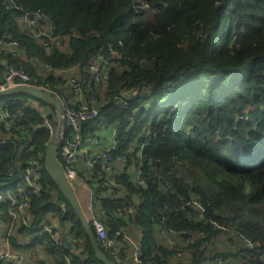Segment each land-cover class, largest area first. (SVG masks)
Instances as JSON below:
<instances>
[{"label": "trees", "instance_id": "trees-1", "mask_svg": "<svg viewBox=\"0 0 264 264\" xmlns=\"http://www.w3.org/2000/svg\"><path fill=\"white\" fill-rule=\"evenodd\" d=\"M159 1L168 4L165 15L141 22L135 19L136 0H0V40L17 44L16 53L0 47V67L2 59L7 61L0 77L8 67L23 69L69 105L62 89L67 81L55 71L76 69L86 101L103 122L122 123L112 157H127L126 166L138 167L132 147L148 134L138 169L146 187L135 185L125 171L115 183L129 195L118 189L120 196L100 194L98 201L110 237L122 228L127 231L130 223L140 231L143 263L217 264L221 259L226 264H262L264 0H146L154 6ZM39 13L48 16L52 38L67 41L65 51L53 39L43 48L21 30L19 17ZM100 51L110 64L103 85L93 81L87 68ZM127 90L138 94L123 106L119 99ZM29 100L24 95L0 98V191L23 187L31 161L39 162L45 184L30 201L29 226H17L10 244L17 247L19 237L31 236L29 247L45 245L49 254L62 258L60 247L40 228L48 215L57 214L61 222H69L77 241H83L82 255L73 263L101 264L45 171L48 130L38 108L24 107ZM40 105L53 113L52 107ZM134 109L138 115L127 122ZM3 115L15 124L4 123ZM93 133L90 125H83L85 139ZM93 178L96 194L107 191L104 179ZM196 200L205 210L203 219L191 204ZM117 209L132 212L118 218ZM9 210L0 204L4 222ZM161 230L169 232L172 244L156 240ZM221 236L232 244L224 253L214 246ZM240 236L259 242L261 252L246 249Z\"/></svg>", "mask_w": 264, "mask_h": 264}, {"label": "built area", "instance_id": "built-area-1", "mask_svg": "<svg viewBox=\"0 0 264 264\" xmlns=\"http://www.w3.org/2000/svg\"><path fill=\"white\" fill-rule=\"evenodd\" d=\"M138 0H136L135 8L136 14L138 6ZM19 22L22 23L25 31L28 35L35 39V42L43 48L48 47L47 39L52 38L51 32V23L48 16L39 13L33 16L19 17ZM57 41L56 39H53ZM57 44L62 47V41H57ZM0 47L4 49H12V51L17 50V44L14 41L4 42L0 40ZM116 55V54H115ZM117 58L119 56L116 55ZM110 67V64L107 59H105L102 52H98L93 55L88 63V72L92 74L93 81L97 84L103 85L107 77V72ZM46 70H52L50 66H44ZM58 75L62 76L64 80L67 81V85L74 96L77 97V102L73 106L66 105L64 100L58 96L56 93L52 92L48 86L38 85V80L33 78L28 72L23 69H17L13 67H8L6 71L0 77V91L7 89H12L18 86H30L34 88H41L45 91H50L54 96L59 97L62 100L64 105L63 113L57 115L56 109L53 106H50L54 109L53 113L48 112L41 105H38V109L43 115L44 126L48 130V143H53L58 146L57 156L63 167L64 174L68 182L72 185L73 183L80 181V177L84 176V173H80L75 167L72 168L71 164L74 165V162L79 158L83 153L86 158L87 164L91 169L92 177L98 179H104L108 187L107 191L101 192L103 196H117L118 189H121L120 185H117L113 178L110 177L112 173L114 163L121 162L125 169H128L129 166H126V158H113L112 154L118 148L116 139L120 129L123 127L122 123H117L113 126L112 138L113 141L109 145L100 148L95 151L92 155H88V144L93 143L96 140V137L91 136V141L83 137L82 127L83 125H90L101 127L105 123L101 118L98 110L88 104L86 99H84L83 94V82L82 77L78 75L76 69L64 70L59 69L55 71ZM135 92L127 90L121 93L119 101L123 106H126V99L131 95H134ZM33 102H38L29 100L26 102L24 107H27L28 104ZM39 103V102H38ZM40 104V103H39ZM46 105V104H45ZM139 113L138 109L132 111L131 116L126 118L127 122H133V118ZM2 121L10 125H14L15 121L9 122V117L7 115L2 116ZM145 140L142 144H135L132 147L131 152H136V163L138 167L132 168L135 170L132 174H129L128 177L133 179L135 185L145 188L146 182L144 181L142 174L138 170L142 165V150L149 143L148 134L144 135ZM47 143V145H48ZM88 155V156H87ZM100 169V170H96ZM102 173H105L106 176L103 177ZM23 187L17 189L16 191H0V204H7L10 206L9 210V220H8V230L4 235L3 241L7 248L6 251L0 252V263L1 264H21V259L18 255H14L9 250L10 237L12 236L15 228L19 225L28 227L30 223V216L28 214V209L30 207V201L34 197L40 196L41 192L45 190V184L42 183V173L39 168L38 161H31L28 164V168L23 174ZM99 195L93 194L90 197V206H95L99 201ZM192 206L199 210V216L201 219L205 216V210L201 206L198 200L191 202ZM125 209H117L116 216L121 218L122 215H125ZM90 226L98 240L100 249L107 253L111 261L116 264H123V259L120 256V252L124 251L125 246H127L131 251V262L132 264H145L142 262L143 250L141 241L138 238L133 239L131 235L126 231V229H120L115 233L113 237H110L108 232V227L105 218H99L96 216H91L88 220ZM41 230L46 232L50 237L52 242L60 247V251L63 254L64 264H74L73 259L76 255L77 246L73 243L70 237L66 234H58L50 227L47 222H43L40 225ZM163 234L169 235V232L161 230ZM141 236V235H140ZM240 243L246 248L256 253H260L261 244L257 241H251L243 236L239 237ZM171 242V238H170ZM172 244V242H171ZM259 260L264 264V254L258 256ZM172 264V263H171ZM177 264V263H173ZM207 264V263H205ZM217 264H226L221 259L218 260Z\"/></svg>", "mask_w": 264, "mask_h": 264}, {"label": "crops", "instance_id": "crops-1", "mask_svg": "<svg viewBox=\"0 0 264 264\" xmlns=\"http://www.w3.org/2000/svg\"><path fill=\"white\" fill-rule=\"evenodd\" d=\"M138 6L139 8L137 9V17L135 18L136 20H139L141 22H146L144 19L146 18L147 15H150L149 18H154L156 16L160 15H165V10L168 8V4H165L161 1H159L156 5L154 6L153 4H148L146 0H138ZM153 9V10H152ZM162 10L160 13V11ZM157 11L159 15H153ZM150 20V19H149ZM20 28H22V31H25L22 23H20ZM63 45L59 47V49H62V51H65L67 49V41H63ZM11 52H17L16 50ZM23 57V56H21ZM7 66V61L2 59V64L0 67V73H2ZM38 68H41L38 65ZM63 92L65 95V98L67 97V92L71 91L68 86H63ZM102 92V90L100 91ZM72 93V92H71ZM71 100V105H74L77 102V97L71 94L70 98ZM86 99V98H84ZM38 105H40L38 102H33V105L35 108H38ZM93 128V134L92 137H96V140L93 143L88 144V150L87 153L88 155H92L95 151L99 150L102 147H105L112 143L113 138H112V131H113V126L110 124H104L101 127H96L92 126ZM89 142L91 141V136L86 138ZM87 155V156H88ZM75 168L80 172L84 173V176L80 177V181H77L72 184L75 192L77 199L81 205V208L86 216V218L89 220L91 216H96L99 218H105V212L102 209L101 205L99 202L96 203L95 206H90V197L93 194H96L94 191V182L95 179L91 175V169L89 167V164H87L86 158L83 155V153L79 156V158L74 162ZM123 165L121 162H116L114 163V167L112 170V173L110 174V177L114 179H117L120 174L123 172H128L129 174H132L133 171L135 170L132 168V165L129 166L128 169H123ZM123 170V171H122ZM121 191L122 195L126 194L129 195V192L126 190L124 186L121 185ZM98 193L97 195H100ZM120 196V195H119ZM100 197V196H99ZM134 199V198H133ZM135 200V199H134ZM62 208H65V205H62ZM126 211V210H125ZM132 210L126 211L127 214H130ZM47 222V224L54 229V231L58 234H66L68 235L73 243L76 244L77 249H76V257H80L81 250L80 247L83 245V241L78 242L76 239V235L71 233L70 231V224L69 222H61L58 218L57 214H51L48 215L47 219L44 221ZM8 222H4V219H0V252L6 251L7 248L4 244L3 238L4 235L6 234V231L8 230ZM127 232L131 235L133 239L139 238L140 237V231L136 228V226L133 223H130ZM170 238L168 235L163 234V233H158L156 235V240L159 243L162 244H170ZM31 236H24V237H19L18 241L16 242L17 247H12V245H9V250L12 254L18 255L21 259V264H64L63 259L57 254V252H54V255L49 254L47 246L45 245H35V246H28V242L30 241ZM216 243L214 244L215 246V251L224 253L227 252L231 247L232 244H230L227 241V238L224 236L218 237L215 241ZM82 255V254H81ZM129 261L128 264H132L131 262V251L130 249L125 246V249L123 251V258ZM228 264H232L231 260L228 261Z\"/></svg>", "mask_w": 264, "mask_h": 264}, {"label": "water", "instance_id": "water-1", "mask_svg": "<svg viewBox=\"0 0 264 264\" xmlns=\"http://www.w3.org/2000/svg\"><path fill=\"white\" fill-rule=\"evenodd\" d=\"M137 94L138 91L135 92V95ZM15 95L28 96L35 101L53 106L56 109L57 115L63 113L64 105L62 100L59 97L54 96L50 91H45L41 88H34L30 86H18L12 89L0 91V98L12 97ZM44 128L46 129V126H44ZM57 150L58 146L53 143H48L46 146L44 153V168L46 173L51 178L52 182L57 188L58 193L71 207L74 214L80 221L81 227L83 228L84 233L91 244L95 260L101 264H116L115 262L108 259L104 252L100 249L98 240L77 199L76 192L65 177L63 167L57 156Z\"/></svg>", "mask_w": 264, "mask_h": 264}, {"label": "rangeland", "instance_id": "rangeland-1", "mask_svg": "<svg viewBox=\"0 0 264 264\" xmlns=\"http://www.w3.org/2000/svg\"><path fill=\"white\" fill-rule=\"evenodd\" d=\"M152 10H153V9H152ZM158 11H160V13H162V12H161L162 10H158ZM154 12H155V11H154ZM162 14H163V13H162ZM153 15H159V14H158V12L156 11ZM163 15H164V14H163ZM149 16H150V15H147L146 18L144 19L146 22L149 21V19H151V18H149ZM160 16H161V15H160ZM71 94H72L71 91L67 92V97H68V98L65 99V101H66L69 105H71V103H70L71 100L69 99L70 96H71ZM71 167L74 168L75 166H74L73 164H71ZM128 263H129L128 260L123 259V264H128Z\"/></svg>", "mask_w": 264, "mask_h": 264}]
</instances>
